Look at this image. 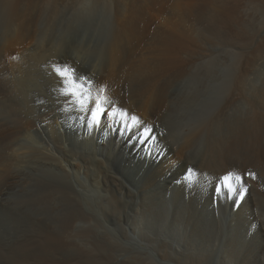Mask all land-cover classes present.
Masks as SVG:
<instances>
[{"label":"bare ground","instance_id":"bare-ground-1","mask_svg":"<svg viewBox=\"0 0 264 264\" xmlns=\"http://www.w3.org/2000/svg\"><path fill=\"white\" fill-rule=\"evenodd\" d=\"M0 264H264V0H0Z\"/></svg>","mask_w":264,"mask_h":264},{"label":"snow or ice","instance_id":"snow-or-ice-1","mask_svg":"<svg viewBox=\"0 0 264 264\" xmlns=\"http://www.w3.org/2000/svg\"><path fill=\"white\" fill-rule=\"evenodd\" d=\"M69 71L72 74L71 81L66 80L62 72L58 73L64 82V89L61 94L68 98L67 103L69 105H75L77 110L85 113V115L77 117V119L83 121V126L86 128H95L99 126L101 119L108 114L105 106H111V100L103 95L105 91L103 87L100 89L101 95L97 98L91 97L89 92L85 90L84 83L90 84L92 81L87 76H77L74 70L70 69ZM228 178L229 176L226 175L222 179L227 180ZM224 187L227 186L225 185ZM216 190L217 192L221 191V187L217 186Z\"/></svg>","mask_w":264,"mask_h":264}]
</instances>
